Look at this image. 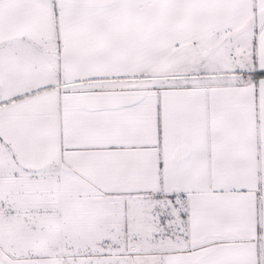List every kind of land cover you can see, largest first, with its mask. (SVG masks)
I'll use <instances>...</instances> for the list:
<instances>
[{
    "label": "snow or ice",
    "instance_id": "1",
    "mask_svg": "<svg viewBox=\"0 0 264 264\" xmlns=\"http://www.w3.org/2000/svg\"><path fill=\"white\" fill-rule=\"evenodd\" d=\"M0 264H264V0H0Z\"/></svg>",
    "mask_w": 264,
    "mask_h": 264
}]
</instances>
